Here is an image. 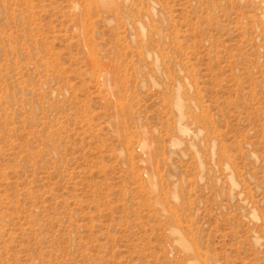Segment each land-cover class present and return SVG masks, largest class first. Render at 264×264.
Here are the masks:
<instances>
[{
    "label": "rangeland",
    "instance_id": "rangeland-1",
    "mask_svg": "<svg viewBox=\"0 0 264 264\" xmlns=\"http://www.w3.org/2000/svg\"><path fill=\"white\" fill-rule=\"evenodd\" d=\"M0 264H264V0H0Z\"/></svg>",
    "mask_w": 264,
    "mask_h": 264
}]
</instances>
